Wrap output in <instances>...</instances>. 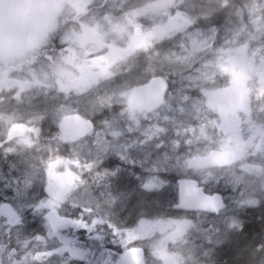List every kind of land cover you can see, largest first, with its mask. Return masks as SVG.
Wrapping results in <instances>:
<instances>
[{
  "label": "rangeland",
  "instance_id": "obj_1",
  "mask_svg": "<svg viewBox=\"0 0 264 264\" xmlns=\"http://www.w3.org/2000/svg\"><path fill=\"white\" fill-rule=\"evenodd\" d=\"M237 2L0 0V206L7 203L21 216L11 230L13 244L30 253L60 254L67 252L63 242L72 241L70 235L85 232L65 228L60 235L48 234L44 217L32 208L46 198L50 184L54 200L71 189L60 208L66 219L78 217L77 206L90 205L98 217L129 229L138 227L134 217L168 220L174 214L165 207L177 193L176 184L165 179L170 172L201 181L208 190L223 179L233 214L219 223L241 231L237 222L264 204V0ZM217 3L233 5V20L221 32L199 11ZM60 10L77 13L80 24L57 37L53 20ZM189 21L197 23L192 27ZM85 28L102 44L92 37L80 40L89 37ZM83 66L95 79L82 74ZM155 72L173 89L163 106L150 114L129 107L131 87ZM105 107H117L118 118L97 120L101 127L76 143L59 137L61 118L95 119ZM18 125L26 126L25 133L9 137ZM241 153L243 158L229 167L199 171L187 163L213 154L230 160ZM57 158L79 166L69 164L68 175L61 164L47 175L49 162ZM152 177L161 186L146 192L143 185ZM253 199L258 203L247 205ZM2 218L0 244L6 245ZM152 227L145 223L144 232ZM54 256L50 261L45 256V264H56ZM6 260L0 253V261ZM253 263L264 264V254Z\"/></svg>",
  "mask_w": 264,
  "mask_h": 264
},
{
  "label": "snow or ice",
  "instance_id": "obj_2",
  "mask_svg": "<svg viewBox=\"0 0 264 264\" xmlns=\"http://www.w3.org/2000/svg\"><path fill=\"white\" fill-rule=\"evenodd\" d=\"M195 5H193V11H195ZM210 10V9H209ZM196 22L189 21L190 26L194 27ZM82 74L88 79H95V74H93L87 66H83ZM103 75L110 76L111 73L104 71ZM155 73H153V77ZM161 79V88L167 89V82ZM243 158V154L234 155L230 160H220L214 158L213 155H208L205 157H200L198 159L189 160V169H197L199 171H204L208 168L215 167H229L232 166L236 161ZM63 164L66 168L68 175H71L70 170L67 169L69 164L79 166V162L75 160H61L57 158L54 162H49L47 175L51 176L53 169L58 168ZM243 171V169H242ZM217 183L220 181H216ZM19 184V181H16ZM201 181H196L193 185L182 184L181 186V200L180 206L186 211L194 212H212L219 213L224 207V202L217 196L216 203L208 205H200V201L205 199V193L200 187ZM30 184L26 185L29 187ZM161 182L157 177H152L148 179L143 187L145 190L151 191L159 188ZM237 191H241V184L236 185ZM71 189L61 192L57 199L52 198V185L45 187L46 198L40 200L32 208L33 211L42 215L47 222L49 235L56 234L60 235V229L65 228H75L81 229L88 233V235L96 241L103 242L106 239L105 226L111 232L113 238V243H118L123 247L124 251L121 257L116 259H111L109 256L105 264H120L123 260L125 264H145L144 261V248L138 245V242H143L151 245L153 250V255L155 258H159L157 253L159 250H167L169 244H179L188 233L195 228L193 221L189 219L182 220H160V221H150L153 224L151 232L144 233V221H140L137 228H120L115 226L113 223L107 221L103 217H98L96 211L92 206L79 207V215L75 219H66L60 215V208L63 206L64 197L68 195ZM258 201L256 199L248 200L247 205H255ZM6 217V223H5ZM2 222L6 227L7 232V244H0V253H5L7 256L6 261H0V264H45V256L47 261L58 254L56 250H48L44 253L36 252L30 253L26 246L13 245L11 239V230L13 227L21 223V216L17 214L16 211L12 209L6 210V215L3 216ZM159 233L158 239H153V237ZM35 240L44 241V237L35 236ZM63 239V238H62ZM28 242V241H27ZM30 243V242H28ZM75 243L72 241H65V248L71 253L73 257H82L85 255L83 249L80 247H75ZM105 251L102 249V252ZM257 251H264V244L257 246ZM64 249L60 250V254H63ZM175 264H183L182 254L174 257Z\"/></svg>",
  "mask_w": 264,
  "mask_h": 264
},
{
  "label": "flooded vegetation",
  "instance_id": "obj_3",
  "mask_svg": "<svg viewBox=\"0 0 264 264\" xmlns=\"http://www.w3.org/2000/svg\"><path fill=\"white\" fill-rule=\"evenodd\" d=\"M68 1L73 2L74 0ZM85 11L87 13H91L92 9ZM54 17L53 27L56 31H58L57 37L60 36L62 34L61 32L68 28L69 25H74L75 23L78 25L80 24V18L76 20L77 13L75 12L68 13L60 10ZM83 33V35H89V37L82 36L80 37V40H87L92 37L98 45L102 44L98 34L92 29L85 28ZM67 141L72 142L70 140ZM145 191L149 192L148 190ZM167 205L169 208L167 206L165 208L174 214V216H170V219H189L193 221L196 226L179 244H169L166 251L159 250L157 253L159 258L154 257L151 245L138 242V245L144 248L145 264H175L174 257L180 254H182L183 264H232V251L234 250L235 245L239 246L241 244L236 242L239 239L243 242H250V252L254 254V258L247 264H254L253 262H256L257 258L264 254V251H257V246L264 244V204L260 203L256 212L249 209L246 212L249 213V216L244 215L242 221L237 222L241 226L240 232H233V228L231 230L225 229V222L219 223V219H221L225 214H233L232 211H228L227 202L226 207L218 214H209L205 212H182L176 210L175 206L177 205V193L174 200L167 203ZM163 208L164 207L161 206L160 209ZM159 218L163 219L164 216H159ZM134 220L144 221L148 225L153 219L134 217ZM118 224L119 226L117 227L126 228L125 225L121 226V223ZM257 224H260V229L257 232L253 231L252 233L253 228L256 227ZM151 230L152 228L149 232H151ZM149 232L144 233L147 234ZM105 235L106 239L103 242L94 240L86 232L78 234L74 237L73 234L70 235L69 239L74 241L76 244L75 247L83 249L85 255L82 257H73L68 251L63 254L58 253L54 256L56 264H105V261L108 260L109 256L113 260L121 257L124 251L123 247L118 243V241L117 243H113L111 232L108 229L105 232ZM159 235V233H156L153 239H158ZM64 240L65 239H63V241ZM13 245L21 246L22 244L19 243ZM56 246H58V244L54 243L52 245V247ZM63 246L65 247L64 242ZM102 249L105 251L102 252ZM120 264H125V262L121 260Z\"/></svg>",
  "mask_w": 264,
  "mask_h": 264
},
{
  "label": "water",
  "instance_id": "obj_4",
  "mask_svg": "<svg viewBox=\"0 0 264 264\" xmlns=\"http://www.w3.org/2000/svg\"><path fill=\"white\" fill-rule=\"evenodd\" d=\"M162 77H153L147 83H144L139 86H135L131 89L128 103L130 106L136 107L142 111L150 113L158 109L164 101V96L167 89L164 90L161 88V79ZM165 81V79L163 78ZM93 124L90 120L83 119L78 115L65 117L62 122L59 124V131L64 137H71L74 140L81 139L92 132ZM25 131L24 126H17L14 129L9 131V136H14L16 134L22 133ZM196 180L194 179H182L177 182L178 185V205L175 207L176 210L186 211L183 207L180 206L181 200V186L182 184L193 185ZM202 188V187H201ZM203 189V188H202ZM219 197L223 202V198L219 194L207 195L205 194V199H202L199 203L200 205L211 206L216 203V197ZM225 205V203H224ZM11 209L10 205L4 204L0 207V214L2 216L6 215V210ZM190 212V211H186ZM215 214L212 212H206Z\"/></svg>",
  "mask_w": 264,
  "mask_h": 264
},
{
  "label": "trees",
  "instance_id": "obj_5",
  "mask_svg": "<svg viewBox=\"0 0 264 264\" xmlns=\"http://www.w3.org/2000/svg\"><path fill=\"white\" fill-rule=\"evenodd\" d=\"M237 1L238 0H229V3L235 5V3H238ZM233 5L229 7V5H221L217 3V4L209 5L207 7H204V6L199 7V11L202 13L203 16H207L208 19L210 20V23L213 26L217 27L219 31L221 32V29L223 28V26L226 25L228 21L233 20L232 18ZM188 13L190 14L191 12H188ZM156 75H161V73L155 72V76ZM171 91H173L172 85H170V88H169V92ZM182 93H191V92L184 89ZM117 110H118L117 107L105 108V110L102 111L100 116L93 119V122L95 124V129L100 127L99 123L98 122L96 123L97 120L107 122L110 119L118 118ZM18 168L20 167L18 166ZM183 177L184 176L180 175L179 172H170L165 175V179L167 181H170L171 183H176L179 179ZM218 181L220 182H218L217 184H215V186H213V188H211V193H219L223 195L224 190H223L222 184L224 183V180L219 178ZM2 193L3 192H0V202L2 201V198H1ZM259 225L260 224H257V226L253 228L252 232L253 231L257 232L260 229ZM236 242L238 244L240 243L241 244L232 251V255H233L231 258L232 264H247L248 262L251 261V255H252V252H250V249H251L250 242H243L240 239L237 240Z\"/></svg>",
  "mask_w": 264,
  "mask_h": 264
},
{
  "label": "bare ground",
  "instance_id": "obj_6",
  "mask_svg": "<svg viewBox=\"0 0 264 264\" xmlns=\"http://www.w3.org/2000/svg\"><path fill=\"white\" fill-rule=\"evenodd\" d=\"M105 108H108V107H105ZM124 217V216H123Z\"/></svg>",
  "mask_w": 264,
  "mask_h": 264
}]
</instances>
